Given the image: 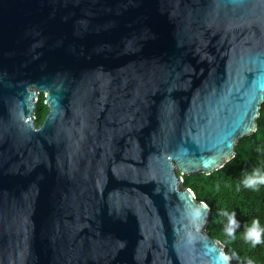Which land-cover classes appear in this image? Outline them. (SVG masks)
I'll use <instances>...</instances> for the list:
<instances>
[{
	"label": "water",
	"instance_id": "water-1",
	"mask_svg": "<svg viewBox=\"0 0 264 264\" xmlns=\"http://www.w3.org/2000/svg\"><path fill=\"white\" fill-rule=\"evenodd\" d=\"M263 104L264 0H0V264H230L182 177Z\"/></svg>",
	"mask_w": 264,
	"mask_h": 264
},
{
	"label": "trees",
	"instance_id": "trees-1",
	"mask_svg": "<svg viewBox=\"0 0 264 264\" xmlns=\"http://www.w3.org/2000/svg\"><path fill=\"white\" fill-rule=\"evenodd\" d=\"M46 113L44 97L41 95L34 113L38 126ZM256 123L255 133L236 144L235 157L222 169L209 176L182 177L185 188L194 193L197 201L210 208L206 231L224 246L231 259L230 264H248L249 261L251 264H264V243L252 247L244 239L253 220H259L260 227L264 228V185H258L254 190L244 187L242 183L254 169L264 171V104ZM232 212H235V219L239 222L234 238L226 234Z\"/></svg>",
	"mask_w": 264,
	"mask_h": 264
},
{
	"label": "clouds",
	"instance_id": "clouds-1",
	"mask_svg": "<svg viewBox=\"0 0 264 264\" xmlns=\"http://www.w3.org/2000/svg\"><path fill=\"white\" fill-rule=\"evenodd\" d=\"M244 187L256 189L258 185H264V171L260 169H254L250 175L245 176L242 181ZM201 208H206L207 205L201 204ZM200 208L196 209V214L198 215ZM239 227V222L235 219V212L229 215V226L226 229V234L229 237H235V230ZM244 239L249 242L252 247H256L264 243V228L259 225V220H253L252 226L246 230ZM235 255V254H234ZM251 264V261L248 262Z\"/></svg>",
	"mask_w": 264,
	"mask_h": 264
}]
</instances>
